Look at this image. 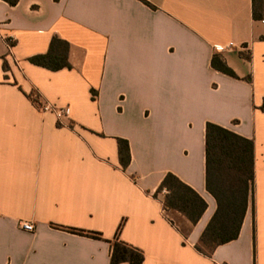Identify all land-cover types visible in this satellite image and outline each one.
<instances>
[{
  "label": "crops",
  "instance_id": "crops-1",
  "mask_svg": "<svg viewBox=\"0 0 264 264\" xmlns=\"http://www.w3.org/2000/svg\"><path fill=\"white\" fill-rule=\"evenodd\" d=\"M53 37L68 44V70L27 61ZM263 102L252 0H0V264H109L120 223L142 264H264ZM207 123L252 141L254 175L237 238L210 257L194 249L216 209ZM117 139L129 146L125 169ZM167 173L205 201L195 225L153 198Z\"/></svg>",
  "mask_w": 264,
  "mask_h": 264
},
{
  "label": "trees",
  "instance_id": "trees-1",
  "mask_svg": "<svg viewBox=\"0 0 264 264\" xmlns=\"http://www.w3.org/2000/svg\"><path fill=\"white\" fill-rule=\"evenodd\" d=\"M2 1L10 6L18 2ZM252 18L264 21V0H252ZM27 61L51 72L71 68L68 62V44L57 37L51 39L45 54L32 56ZM211 67L226 76L235 77L217 55L212 56ZM2 69L4 72L9 70L6 62H3ZM26 97L40 107L36 95L33 97L29 94ZM259 109L264 112V102ZM117 151L120 166L125 169L130 161L128 143L117 139ZM204 154L205 188L215 200L216 209L194 249L200 255L210 257L216 247L237 238L248 204L253 202V143L225 128L207 123ZM160 195L164 212H176L190 225H195L207 208L205 201L194 190L171 173L163 177L153 198L158 199ZM121 226L122 223L118 225L111 244L109 264H142L144 260L142 251L118 239ZM72 232L94 239L99 238V234L94 232L81 230ZM181 233L186 239L185 234Z\"/></svg>",
  "mask_w": 264,
  "mask_h": 264
},
{
  "label": "built area",
  "instance_id": "built-area-1",
  "mask_svg": "<svg viewBox=\"0 0 264 264\" xmlns=\"http://www.w3.org/2000/svg\"><path fill=\"white\" fill-rule=\"evenodd\" d=\"M231 46L232 45L229 44L228 48H230ZM216 49L220 50V48H216ZM43 110L54 112L58 118H61V117L67 115V109H51V108H48V107H44ZM20 227H21L22 230H24L26 232H32L33 229H34L31 223H26V222L25 223H21Z\"/></svg>",
  "mask_w": 264,
  "mask_h": 264
},
{
  "label": "rangeland",
  "instance_id": "rangeland-1",
  "mask_svg": "<svg viewBox=\"0 0 264 264\" xmlns=\"http://www.w3.org/2000/svg\"><path fill=\"white\" fill-rule=\"evenodd\" d=\"M31 95H32L33 97H35V93H34V92H32ZM181 231L184 232V228H181Z\"/></svg>",
  "mask_w": 264,
  "mask_h": 264
}]
</instances>
